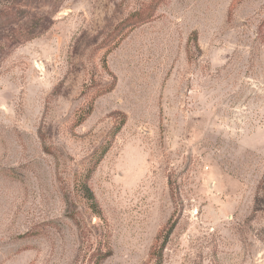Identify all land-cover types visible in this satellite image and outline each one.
I'll list each match as a JSON object with an SVG mask.
<instances>
[{
	"label": "rangeland",
	"instance_id": "374dc122",
	"mask_svg": "<svg viewBox=\"0 0 264 264\" xmlns=\"http://www.w3.org/2000/svg\"><path fill=\"white\" fill-rule=\"evenodd\" d=\"M0 264H264V0H0Z\"/></svg>",
	"mask_w": 264,
	"mask_h": 264
},
{
	"label": "trees",
	"instance_id": "16d2710c",
	"mask_svg": "<svg viewBox=\"0 0 264 264\" xmlns=\"http://www.w3.org/2000/svg\"><path fill=\"white\" fill-rule=\"evenodd\" d=\"M83 190H84V196L89 201L91 208L96 210L97 205L95 203V199L91 190L86 185L83 186Z\"/></svg>",
	"mask_w": 264,
	"mask_h": 264
}]
</instances>
